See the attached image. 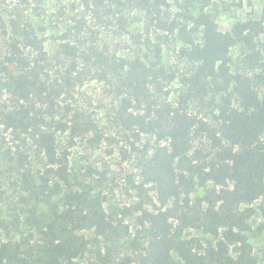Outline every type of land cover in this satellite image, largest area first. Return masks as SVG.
<instances>
[{
  "label": "trees",
  "instance_id": "obj_1",
  "mask_svg": "<svg viewBox=\"0 0 264 264\" xmlns=\"http://www.w3.org/2000/svg\"><path fill=\"white\" fill-rule=\"evenodd\" d=\"M214 1L82 0L89 18L77 19L54 52L24 10L0 14V125L14 143L0 159L22 171L21 200L36 206L27 220L33 240L14 239L17 209L8 207L10 218L0 210V264H81L87 256L90 264H264V245L257 252L248 234L251 205L264 197V6L259 18L223 31ZM127 7L143 31L128 30ZM115 20L132 40L128 56L98 40ZM158 32L183 42L180 75L166 65ZM178 77L184 88L173 98L167 87ZM93 80L121 98L114 123L130 147L119 151L140 160L138 176H129L131 205L109 206L101 178L71 165L78 139L93 150L112 145L109 154L120 144L75 104ZM144 136L156 144L141 149ZM190 229L212 239L189 237Z\"/></svg>",
  "mask_w": 264,
  "mask_h": 264
},
{
  "label": "rangeland",
  "instance_id": "obj_2",
  "mask_svg": "<svg viewBox=\"0 0 264 264\" xmlns=\"http://www.w3.org/2000/svg\"><path fill=\"white\" fill-rule=\"evenodd\" d=\"M173 2V0H171ZM82 4V0H0V14L7 19L10 18L9 13L15 11H23L26 13L27 21H29L38 36L44 41L46 48L54 52L58 48L62 38L66 32L73 29L77 23V19L89 18V15ZM76 6L74 8L73 6ZM264 6V0H215L211 6V10L216 14L221 30L227 31L239 20H246L249 17L259 18ZM177 9V6H174ZM124 11L128 18L127 28L132 32H141L143 24L140 15L136 10L127 7ZM115 20L107 27L102 28V33L98 40L103 47L109 48L113 52L116 51L119 56H128L131 54L132 40L126 30L118 27ZM89 26L95 28L96 22L89 20ZM160 35V36H159ZM158 37V42L162 43L164 49V61L172 71H176L177 75L187 69V64L180 60L178 50L183 44L176 35H168L157 33L153 35ZM264 43V34L260 37ZM0 42V46H1ZM237 54V52H236ZM61 66V65H58ZM184 86L180 83L178 77L174 82L168 85L170 96L176 98L183 90ZM75 104L79 105L91 119L100 124V127L107 131L108 134L113 133L120 140V144L115 146V152L108 153L112 145L104 143L100 149L93 150L88 142L84 139H78L77 145L71 149V165L76 172L86 173L91 169L94 171L95 177L101 178L102 185L100 190L107 194L109 198V206L112 205H131L136 198V192L131 188L129 176L135 174L138 176V156L132 152L133 157L130 160H124L120 154V146L127 145L122 132H118L115 127L116 110L120 108L121 98L116 96L112 91V86L104 81L93 80L79 87L76 91ZM13 137L6 132L0 125V154L9 146H13ZM62 144L70 143L67 136H60ZM68 141V142H67ZM156 144L155 138L144 136L142 142L138 143L142 149L145 144ZM137 158V159H136ZM21 170L11 169V163L6 158L0 159V210L3 215L10 218L13 213L8 207L17 209L21 217V226L13 232L15 240H24L30 237L33 228L30 226L28 216L32 209H36L33 202L24 203L21 200L20 184L18 183L22 177ZM209 186H199L192 194L193 200L204 196ZM10 207V208H11ZM254 213L250 218L252 230L248 232L250 241L255 250H259L264 245V197L257 200L251 205ZM132 222V221H131ZM189 237H200L203 240L212 239L208 234L201 230H188ZM4 239H7L4 236ZM92 258L87 256L81 259V264H90Z\"/></svg>",
  "mask_w": 264,
  "mask_h": 264
}]
</instances>
